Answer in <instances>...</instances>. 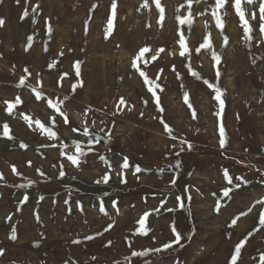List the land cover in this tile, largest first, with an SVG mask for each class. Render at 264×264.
I'll list each match as a JSON object with an SVG mask.
<instances>
[{"label":"rangeland","instance_id":"1","mask_svg":"<svg viewBox=\"0 0 264 264\" xmlns=\"http://www.w3.org/2000/svg\"><path fill=\"white\" fill-rule=\"evenodd\" d=\"M261 3L0 0V264H264Z\"/></svg>","mask_w":264,"mask_h":264},{"label":"snow or ice","instance_id":"2","mask_svg":"<svg viewBox=\"0 0 264 264\" xmlns=\"http://www.w3.org/2000/svg\"><path fill=\"white\" fill-rule=\"evenodd\" d=\"M17 2H19V0H17ZM226 2H227V0H216V7L217 8H222L226 4ZM246 2L249 3V4H251V3H253V0H246ZM156 3H157V7H159L160 6L159 0H156ZM234 7H235V10H236L237 14L240 16V19L242 21H244L245 17H244V12L241 10V0H234ZM114 8H115V5H113V9ZM260 12H261V17L260 18H261L262 21H264V3H261L260 4ZM162 13H163V9H161V14ZM213 15H214V17L216 19L217 26L218 27H222V18H221V16H219L218 14H216V12H213ZM253 18H255V14H253ZM181 22L183 23V21H181ZM3 24H4V20L3 19H0V26H3ZM249 30L250 29L248 27L247 21H245V31L248 32ZM261 31L264 32V25H261ZM226 41H227V37H225V42ZM180 43H181V47L184 48V41H183V39L181 40ZM147 51H148L147 48H145L143 50V52H147ZM161 51H163V49H161ZM143 52L141 53V55L143 54ZM183 55H184V52L182 51L181 52V56H183ZM213 58L215 60H217V62L219 61V57L215 53H213ZM25 71H27V69H25ZM141 75H144V74L141 73ZM193 75H196V74L193 73ZM21 85H23V80H21ZM150 91H151V89H150ZM153 94L155 95V93H153ZM220 95H221L220 90L219 89H216V97L215 98L217 100H220ZM36 98L37 99H40L39 93L37 94V97ZM187 100H188V98H187V95H186L185 96V102H187ZM21 102L22 101L20 100V98L17 97L16 100H15V104L18 105ZM5 103H9V102H5ZM123 103H124V101L121 98L120 104H123ZM220 103H221V107H223V101H220ZM13 106H14L13 104L9 103V107H8L9 114H11V109H12ZM193 115L195 117V113H193ZM65 122H67L66 118H65ZM36 123L38 125L40 124L39 121H36ZM165 129L167 131H169V133L171 132V129H169L167 127V125H165ZM41 130L44 131V132H46L47 135L50 138L55 136V133L53 131H51L49 128H46V127L41 126ZM4 135L5 136H8V126H7V124L4 125ZM85 135H87V130H85ZM8 138L11 139L10 136H8ZM220 143H221V146L223 147V144H224L223 139H221ZM20 147L24 148V147H26V145L21 144ZM189 148H191V145H189ZM77 150L79 151V145H77ZM80 155L81 156L82 155H85V153L80 152ZM68 158L71 160V162L74 165H77V166L79 165V160L76 157H71L70 156ZM101 159L103 160L104 157H101ZM128 167H129V165H128V162H127V158H125V160H124V162L122 164V168L126 169ZM13 171H15V168H13ZM135 171L138 173V172L141 171V169L139 167H137L135 169ZM161 171H163V170H161ZM61 175H63V173H61ZM226 175H227V173H226ZM2 178L3 177L0 176V179H2ZM109 179H110V177H109L108 174H105L102 177V181L104 183H107ZM236 179L239 180V181H241L242 183H247L246 181L243 180L242 177H237ZM229 181L231 182V178L230 177H229ZM100 182L101 181H97V183H100ZM122 182H123V178H122ZM227 195H228V192H225V196H227ZM41 199H43V198L41 197ZM25 200H27V197H25ZM100 210H101V212L104 211L103 206L101 207ZM169 211H171V209H169ZM148 215H149L148 213H145L144 217H142L141 220L138 222L140 224V233L139 234H141V235H147L148 234V230L145 227V221H146ZM235 223H236V219H233L232 224L234 225ZM261 223L264 224V219L261 220ZM172 231H173V234L175 236V240H174L173 243L180 244L181 239H182L181 234L175 228H173ZM92 238L93 237H89L88 239H92ZM10 239H12V240H15L16 239V236H15L14 233H13V235H11ZM173 243H168V244L164 245V248H171L173 246ZM242 247H243V244H240V245H238L236 247L235 254L232 256V259H231V264H236L237 258H238L239 254H240V251H241V248ZM157 251H159V249H157ZM3 254H4V250L3 249H0V255H3ZM134 255H139V253H134Z\"/></svg>","mask_w":264,"mask_h":264},{"label":"water","instance_id":"3","mask_svg":"<svg viewBox=\"0 0 264 264\" xmlns=\"http://www.w3.org/2000/svg\"><path fill=\"white\" fill-rule=\"evenodd\" d=\"M90 136L98 143H101L104 147H107L109 145V140L107 138H104L103 136L91 133Z\"/></svg>","mask_w":264,"mask_h":264}]
</instances>
